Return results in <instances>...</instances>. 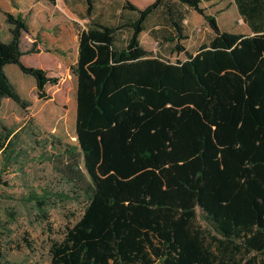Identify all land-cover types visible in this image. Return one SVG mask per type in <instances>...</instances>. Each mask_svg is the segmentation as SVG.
<instances>
[{"label": "trees", "instance_id": "trees-1", "mask_svg": "<svg viewBox=\"0 0 264 264\" xmlns=\"http://www.w3.org/2000/svg\"><path fill=\"white\" fill-rule=\"evenodd\" d=\"M177 1L203 16L215 37L173 62L140 41L165 0L145 9L125 1L131 18L117 27L93 19L88 0L92 21L71 66L77 144L52 142L53 152L41 154L70 189L30 188L22 197L46 220L56 199L86 198L79 221L50 246V264H264V0H235L254 35L223 31L203 0ZM166 9L176 34L165 41L183 53L185 18ZM22 15L8 12L12 40L0 36V108L5 99L28 107L7 65L35 78L40 99L59 82L24 65L35 51L22 50V32L31 31ZM123 30L125 47L116 42ZM20 135L0 121V179L12 166L24 170Z\"/></svg>", "mask_w": 264, "mask_h": 264}, {"label": "rangeland", "instance_id": "rangeland-1", "mask_svg": "<svg viewBox=\"0 0 264 264\" xmlns=\"http://www.w3.org/2000/svg\"><path fill=\"white\" fill-rule=\"evenodd\" d=\"M128 0H91L95 20L115 26L120 17L119 10ZM133 5L145 9L156 0H129ZM161 8L148 22L147 31L140 37L142 45L156 55L162 53L176 61L173 56V43L166 42L167 36L176 32L170 23L167 6L177 17L184 16V26L192 33L187 43L191 51L209 42L206 19L188 7L178 4L177 0H165ZM222 4L229 10L221 16V24L236 26L242 32L239 20L227 0ZM88 0H57L55 4L47 0H0V36L5 42L12 40L13 26L7 21L6 14L14 16L22 13L31 27L30 34L22 32V50L35 53L22 57L24 65L41 67L49 76L57 77L59 82L46 87L48 99H40L36 80L25 75L17 65H7L6 72L28 107L5 99L0 108V121L15 129H21L20 144L27 151L24 170L18 166L10 167L0 179V264L8 260L12 264H50V246L53 241H61L66 230L73 227L85 212V197L58 200L49 209V219L41 218L32 203L22 200L30 188L41 193L44 189L69 191L54 171L52 163L41 157L42 152H53L52 144H77V79L71 66L77 61L79 35L89 28L92 21L87 15ZM217 9L216 11H218ZM233 27V26H232ZM235 30V29H234ZM118 46L125 47L127 32L116 34ZM27 127V128H26ZM29 127H33V134ZM26 129V130H25ZM29 129V130H28ZM41 142L36 144L35 139ZM53 142V143H52ZM3 159H0V169ZM201 225L207 224L201 219ZM9 213L14 214V218Z\"/></svg>", "mask_w": 264, "mask_h": 264}, {"label": "crops", "instance_id": "crops-1", "mask_svg": "<svg viewBox=\"0 0 264 264\" xmlns=\"http://www.w3.org/2000/svg\"><path fill=\"white\" fill-rule=\"evenodd\" d=\"M129 1V0H128ZM228 2H229V4H230V6H232V8H230V9H232L233 10V12L235 13V19H237V20H239L238 22H239V24L238 25H241L242 27H241V29L243 30L242 32H240V31H238V30H236V26H235V24L234 25H231V28H234V29H231V30H228L227 29V27H225V26H223L222 24H221V16L222 15H225L226 14V12L229 10L228 8H224L223 6H222V4L223 3H225L224 2V0H203V3L201 4V7L202 8H205L206 9V11H207V14L208 15H213V16H217V19H218V24H219V26H220V28L223 30V31H226V32H232V33H239V34H243V35H254L255 34V31L246 23V21H245V19L243 18V16H241V14H240V10H239V7L237 6L238 4H237V2L235 1V0H227ZM124 5V4H123ZM217 9H219L218 11H216ZM119 15H120V17L118 18V24L117 25H115V26H112V25H108V26H112V27H117V26H119V24L122 22V16H124L125 17V21L126 20H128V19H130L131 18V15L129 14V13H125V11H123V6H122V8L119 10V13H118ZM203 17V16H202ZM204 18V17H203ZM150 21V19L146 22V24H145V32H147V31H152L154 28H148V22ZM207 22V21H206ZM106 24H108V23H106ZM233 26V27H232ZM185 27V26H184ZM186 28H187V26H186ZM185 28V29H186ZM206 29H207V31L209 32V33H211V37H209V42L207 43V44H209L210 43V41L213 39V37H215V32L211 29V27L209 26V24L207 23V27H206ZM144 32V33H145ZM186 32L189 34V39L187 40V41H185L183 44H184V46L186 47V51L185 52H183V53H172L173 54V56L174 57H176L177 59H176V61L177 60H183V61H185V60H187V55H186V53L187 52H189V54H191V55H196L197 53H199V51H200V48L202 47V45H204V44H202L197 50H195V51H191L190 50V46H188L187 45V43L186 42H188L189 40L191 41V36H192V33H190L189 32V30L187 31V29H186ZM143 33V34H144ZM142 34V35H143ZM129 35H130V33L127 31V41H128V37H129ZM141 37V36H140ZM127 43V42H126ZM142 44V43H141ZM206 44V43H205ZM206 44V45H207ZM78 49H79V43H78ZM78 49H77V61H78ZM150 51V50H149ZM155 51H153V53H154ZM154 54H156V53H154ZM161 55H159V56H162V57H164V58H167L166 56H164L162 53H160ZM157 56V55H156ZM167 59H169V58H167ZM171 60V59H170ZM77 61H76V63H75V65L77 64ZM175 61V62H176Z\"/></svg>", "mask_w": 264, "mask_h": 264}]
</instances>
